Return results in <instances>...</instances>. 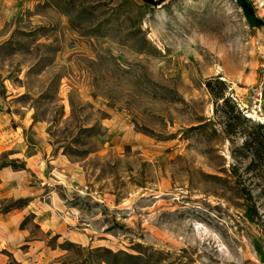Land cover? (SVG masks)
I'll return each mask as SVG.
<instances>
[{
    "label": "rangeland",
    "instance_id": "1",
    "mask_svg": "<svg viewBox=\"0 0 264 264\" xmlns=\"http://www.w3.org/2000/svg\"><path fill=\"white\" fill-rule=\"evenodd\" d=\"M208 79L253 107L264 0H0V264H264L258 123Z\"/></svg>",
    "mask_w": 264,
    "mask_h": 264
},
{
    "label": "trees",
    "instance_id": "2",
    "mask_svg": "<svg viewBox=\"0 0 264 264\" xmlns=\"http://www.w3.org/2000/svg\"><path fill=\"white\" fill-rule=\"evenodd\" d=\"M218 83L225 84L224 80L217 79ZM207 86L209 87L210 91L215 95V97L219 99H223L226 103L232 106V109H237L242 115L246 116L249 119H252L254 121H257V127L259 129L257 130V133L253 134L252 138H250V145L256 144L257 147H263L264 146V130H260V128H264V118H256L251 115H247L245 110L242 108L240 102L237 100V98L231 94V96H225L222 90H215L213 86V79L207 80ZM232 100V101H231ZM258 153V152H256ZM87 252L89 254L88 258L85 260L83 264H96V261L101 258L104 255L111 254L113 255V260H107L110 264H122L124 263L122 260V257H120L119 251H113L111 248L108 247H96V248H89L87 249ZM127 255H131L130 253H126ZM9 264V263H7ZM79 264V263H78Z\"/></svg>",
    "mask_w": 264,
    "mask_h": 264
},
{
    "label": "built area",
    "instance_id": "3",
    "mask_svg": "<svg viewBox=\"0 0 264 264\" xmlns=\"http://www.w3.org/2000/svg\"><path fill=\"white\" fill-rule=\"evenodd\" d=\"M248 100L252 103V108L250 109L247 104L240 103L242 108L245 110L247 115H251L256 118H264L261 116V102L264 99V80L258 81L252 84L249 88L247 95Z\"/></svg>",
    "mask_w": 264,
    "mask_h": 264
}]
</instances>
